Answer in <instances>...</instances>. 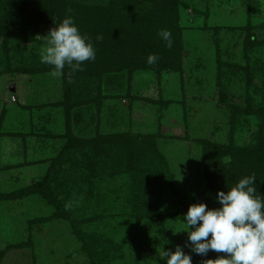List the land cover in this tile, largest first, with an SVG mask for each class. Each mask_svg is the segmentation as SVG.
<instances>
[{
  "label": "rangeland",
  "instance_id": "obj_1",
  "mask_svg": "<svg viewBox=\"0 0 264 264\" xmlns=\"http://www.w3.org/2000/svg\"><path fill=\"white\" fill-rule=\"evenodd\" d=\"M72 1L111 10L89 29L66 14L96 50L81 70L54 77L41 62L55 22L31 41L0 35V264H166L177 245L218 264L179 230L205 160L227 177L231 157L212 145L247 168L264 160V0ZM161 29L180 54L158 70L146 58L161 60ZM42 180L67 194L69 218L52 215L48 194L20 191Z\"/></svg>",
  "mask_w": 264,
  "mask_h": 264
},
{
  "label": "clouds",
  "instance_id": "obj_2",
  "mask_svg": "<svg viewBox=\"0 0 264 264\" xmlns=\"http://www.w3.org/2000/svg\"><path fill=\"white\" fill-rule=\"evenodd\" d=\"M54 22L41 52V62L53 66L52 76H62L66 65L75 72L82 69L83 62L95 59L93 43L81 33L72 15ZM158 35L168 48L173 46L169 29L159 30ZM158 60L155 53L146 58L149 65ZM257 193L256 176L251 174L226 191L217 190L219 207L210 208L203 201L189 204L179 230L187 232L186 245L202 256L210 250L222 253L220 264H264V196ZM160 258L166 264H193L191 255L180 245L175 250L163 248Z\"/></svg>",
  "mask_w": 264,
  "mask_h": 264
},
{
  "label": "trees",
  "instance_id": "obj_3",
  "mask_svg": "<svg viewBox=\"0 0 264 264\" xmlns=\"http://www.w3.org/2000/svg\"><path fill=\"white\" fill-rule=\"evenodd\" d=\"M165 4L166 3H164V5ZM69 12L82 13L85 19L95 18L97 22H100V25H102L104 21H111V10L110 8H107L106 5L88 6V4H77L72 0H0V35H4L7 38L12 37L23 42L31 41L42 23L54 22V19L59 22V20L65 17ZM84 21H89L90 25L88 26V29L91 28V21L89 19ZM99 29L100 28L97 30ZM175 44L176 43L173 42V46L171 48H168L166 44L165 46H162L163 50L161 60L159 59L156 63L158 70L163 66H174L175 60L177 59L176 55L179 57L180 54V51H177ZM129 54L131 55L128 57L133 56L132 51L129 52ZM22 70L33 71L32 69ZM211 149L212 152L217 153L221 157L227 155L231 157V159L225 163V166H228L227 177H221V171H217V168L220 170L221 167L219 166L220 163L218 162L220 160H211V158H207L204 163V177L206 181L205 188L195 193L194 197L195 199H198L196 202L203 201L207 203L211 196L216 195L218 189L223 190L225 187H230L234 185L235 182L241 177L251 174L256 176L257 194L264 196V160L260 163H257L255 160H253L249 162L247 168L240 164L238 160H233L235 154L238 153L237 150H233V148H230L229 146H221L220 144L212 145ZM28 189H36L43 194L49 195V199L51 200L50 202L55 208L52 215L63 219L70 217V214H68L67 210L64 208L63 202L65 199H67V194L58 198L54 192V189H52L49 180H42L33 184L29 188L26 187L20 191H27ZM75 233L78 237L88 242L89 249H94L95 246L99 244V242L95 243L97 242L96 240H94V242H89L88 237L91 235L88 236L85 232H82V229L81 231L76 230ZM89 252H92V250H89ZM212 257L216 259L218 264H220V261L224 258V255L213 250H210L206 255L203 256L199 254L197 255L198 260L202 263H206Z\"/></svg>",
  "mask_w": 264,
  "mask_h": 264
},
{
  "label": "water",
  "instance_id": "obj_4",
  "mask_svg": "<svg viewBox=\"0 0 264 264\" xmlns=\"http://www.w3.org/2000/svg\"><path fill=\"white\" fill-rule=\"evenodd\" d=\"M14 87H10V89H13Z\"/></svg>",
  "mask_w": 264,
  "mask_h": 264
}]
</instances>
